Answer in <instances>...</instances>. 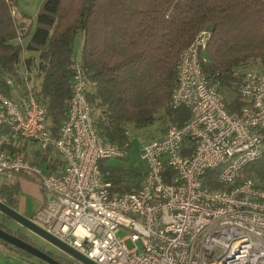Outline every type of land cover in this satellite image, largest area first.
Instances as JSON below:
<instances>
[{
  "label": "built area",
  "instance_id": "1",
  "mask_svg": "<svg viewBox=\"0 0 264 264\" xmlns=\"http://www.w3.org/2000/svg\"><path fill=\"white\" fill-rule=\"evenodd\" d=\"M208 39L209 32H199L177 58L170 105L185 107L189 117L138 143L145 174L132 192H113L99 168L100 160L123 158L129 143L107 140L93 126L79 61L67 117L54 137L46 107L29 88L17 98L0 92V175L37 177L47 195L32 222L97 264H264V187L239 176L263 154L264 69L242 71L236 89L242 105L228 110L214 77L203 71ZM17 140L54 150L62 170L43 172L2 147ZM215 168L230 189L204 185L205 172ZM119 228L130 231L135 247L116 236Z\"/></svg>",
  "mask_w": 264,
  "mask_h": 264
},
{
  "label": "trees",
  "instance_id": "2",
  "mask_svg": "<svg viewBox=\"0 0 264 264\" xmlns=\"http://www.w3.org/2000/svg\"><path fill=\"white\" fill-rule=\"evenodd\" d=\"M15 1L0 0V92L17 98L29 88L47 109L53 137L67 117L76 61L87 81L93 126L103 138L129 146L134 129H145L162 115L169 126L188 119L185 107H171L170 96L177 58L199 32H209L203 71L214 77L228 110L242 105L236 89L243 68L256 64L264 69V0H42L32 33L29 16L14 15ZM29 34L23 46L19 40ZM75 37L81 41L78 60L73 54ZM262 156L245 165L239 176L264 180ZM106 160L98 164L103 177L112 181L113 192L140 186L145 171L127 182L128 171L107 167ZM218 171L205 172L204 185L230 189L217 181ZM19 189L17 183L3 184L0 200L15 209ZM8 232L30 243L20 232ZM0 243L11 246L2 239Z\"/></svg>",
  "mask_w": 264,
  "mask_h": 264
},
{
  "label": "rangeland",
  "instance_id": "3",
  "mask_svg": "<svg viewBox=\"0 0 264 264\" xmlns=\"http://www.w3.org/2000/svg\"><path fill=\"white\" fill-rule=\"evenodd\" d=\"M16 5L14 7L13 12L15 13L14 15L19 17L20 14H25L29 16V21H32V26L30 33L34 30V26H36L35 22V16L36 12L39 10L40 5L42 3V0H16ZM28 21V20H27ZM30 37V34L27 35L26 37L20 39L22 40V44L26 43ZM80 37H75L74 43H73V54L75 59H80ZM24 55L26 54L25 52L23 53ZM260 65H254V64H249L243 70L245 69H255L259 68ZM224 95L229 98V95H227V92H224ZM169 126V123L167 122L166 119H164V116L162 115L161 117L158 118V120L155 123H152L151 126L145 128V129H140V130H133V133L135 136L132 138V144L125 149V156L123 158H111L107 159L106 161L103 162V164L107 167H113V168H120L127 170L128 174L126 173V181L131 182L130 180H133L132 177L135 176V174H140L145 171V164L144 162L140 159V154L138 152L137 146L138 143L137 141H143V140H148L151 139L152 137H158L162 135ZM135 139V140H134ZM44 152H49L50 154V161L53 163L57 161L59 158L58 155L55 153L54 150L52 149H46L43 150L41 149L40 145L35 143L34 146L29 148V151H25L23 153V157L26 155L27 160L33 164H36L40 166L43 170V172H47V164L40 161L34 160V155L37 153L42 154ZM263 152H264V144H263ZM26 159V158H25ZM54 163V164H55ZM262 165L264 166V156H262ZM16 178L14 174L6 177L3 175H0V187L3 184H14L16 183ZM39 178L33 177V176H28V177H22L20 178V185L21 188L19 189V201L25 205V207L28 210V217H31L35 211H37L41 206L39 205L40 199H44L46 196L47 200V195L45 192H43V189L41 188L40 182L38 180ZM257 183H260L264 187V180L256 179ZM18 184V183H17ZM46 202V201H45ZM44 202V203H45ZM16 209H19V206H16ZM35 210V211H34ZM34 212V213H33ZM33 213V214H32ZM0 223H3L5 226L11 229L13 232H17L22 234L26 240H28L33 246L39 248L40 250L45 251V253H54L52 255L56 256L61 262L63 261L64 264H82L80 261L72 258L69 254L59 250L57 247L53 246L49 242H46L43 238L38 236L37 234L31 232L28 230L26 227L20 225L19 223L15 222L13 219H5L2 216V213H0ZM130 231L125 229V228H119L116 236L118 238L125 239L124 243L126 247L130 250L133 247H135V244L128 238ZM3 246V245H2ZM0 264H49L48 262L39 259L35 256L32 255H27L25 253H21L20 251H17L13 248V246H3L1 252H0Z\"/></svg>",
  "mask_w": 264,
  "mask_h": 264
},
{
  "label": "water",
  "instance_id": "4",
  "mask_svg": "<svg viewBox=\"0 0 264 264\" xmlns=\"http://www.w3.org/2000/svg\"><path fill=\"white\" fill-rule=\"evenodd\" d=\"M0 213L6 215L7 217L13 219L18 222L20 225L26 227L31 232L37 234L46 242H49L53 246L57 247L59 250L69 254L72 258L80 261L82 264H97L96 262L90 260L85 255L80 254L77 250L72 248L71 246L61 242L59 239L55 238L45 230H42L37 224L32 222L30 218L23 215L22 213H18V211L12 207L7 206L4 202L0 200ZM0 239L8 242L11 246L17 247L19 249L25 250L30 253L32 256H35L39 259H42L49 264H63L56 260L53 256L49 255V253H45V251L40 250L39 248L33 246L32 244L26 242L23 239H19L16 235L4 230L0 227Z\"/></svg>",
  "mask_w": 264,
  "mask_h": 264
},
{
  "label": "crops",
  "instance_id": "5",
  "mask_svg": "<svg viewBox=\"0 0 264 264\" xmlns=\"http://www.w3.org/2000/svg\"><path fill=\"white\" fill-rule=\"evenodd\" d=\"M19 41L22 44V40H19ZM26 43H23L22 45L24 46ZM80 46H81V44H80ZM25 55H27V53ZM34 144L35 143L31 142V141L17 140L13 144L3 143L2 146L3 145H9V146H11L13 148V150H15L13 152H16V153H19V154L22 155L23 153H25V151H27V150L29 151V148L31 149V147L34 146ZM47 149H49V148H47ZM43 150H46V149H43ZM24 158L27 159L26 155L24 156ZM33 159L36 160V162L41 160L42 162L46 163L48 171L51 172V173L58 174L62 170V166H61L62 165V161L60 160V158H58L56 163L54 162L55 163L54 164L52 161H50L49 152H44L42 154L37 153L36 155H34ZM14 175L18 177V178H16V183H18L19 188H21V185L19 183L20 182L19 179L22 178V177H28V176L27 175H23V174H14ZM18 197H19V194L17 195V203H16L15 206H17V207L19 206V209H16V207H15V209L18 211V213L20 212L23 215L28 217V214H29L28 210L25 207V205H23V203L21 201H19ZM45 201H46V196L44 197V199H40L39 205L41 206V204H44Z\"/></svg>",
  "mask_w": 264,
  "mask_h": 264
},
{
  "label": "flooded vegetation",
  "instance_id": "6",
  "mask_svg": "<svg viewBox=\"0 0 264 264\" xmlns=\"http://www.w3.org/2000/svg\"><path fill=\"white\" fill-rule=\"evenodd\" d=\"M2 216L5 218V219H11L9 217H7L6 215L2 214ZM16 222V221H15ZM18 223V222H17ZM3 227H5L8 231H11L10 228H8L7 226H5L3 223H0ZM54 254V253H51V255ZM62 263L64 264V262L62 261Z\"/></svg>",
  "mask_w": 264,
  "mask_h": 264
}]
</instances>
